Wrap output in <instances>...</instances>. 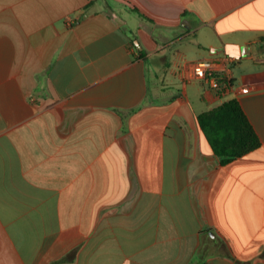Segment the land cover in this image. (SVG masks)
I'll use <instances>...</instances> for the list:
<instances>
[{
  "label": "crops",
  "instance_id": "obj_1",
  "mask_svg": "<svg viewBox=\"0 0 264 264\" xmlns=\"http://www.w3.org/2000/svg\"><path fill=\"white\" fill-rule=\"evenodd\" d=\"M231 99L262 146L223 166ZM0 264H264V0H0Z\"/></svg>",
  "mask_w": 264,
  "mask_h": 264
},
{
  "label": "trees",
  "instance_id": "obj_2",
  "mask_svg": "<svg viewBox=\"0 0 264 264\" xmlns=\"http://www.w3.org/2000/svg\"><path fill=\"white\" fill-rule=\"evenodd\" d=\"M198 124L223 166L262 146L259 136L237 99H231L201 113L198 116Z\"/></svg>",
  "mask_w": 264,
  "mask_h": 264
},
{
  "label": "built area",
  "instance_id": "obj_3",
  "mask_svg": "<svg viewBox=\"0 0 264 264\" xmlns=\"http://www.w3.org/2000/svg\"><path fill=\"white\" fill-rule=\"evenodd\" d=\"M226 64L233 62V58L225 56ZM193 79L205 84L217 97L225 96L231 87L232 74L230 70L217 72L216 61L211 59L198 61L193 70Z\"/></svg>",
  "mask_w": 264,
  "mask_h": 264
},
{
  "label": "water",
  "instance_id": "obj_4",
  "mask_svg": "<svg viewBox=\"0 0 264 264\" xmlns=\"http://www.w3.org/2000/svg\"><path fill=\"white\" fill-rule=\"evenodd\" d=\"M227 54L230 55V56H233V55L230 53V51H228Z\"/></svg>",
  "mask_w": 264,
  "mask_h": 264
}]
</instances>
